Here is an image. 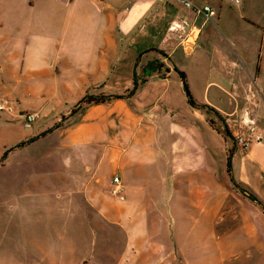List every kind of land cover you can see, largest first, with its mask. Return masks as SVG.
Returning a JSON list of instances; mask_svg holds the SVG:
<instances>
[{
	"label": "crops",
	"instance_id": "0c3cea01",
	"mask_svg": "<svg viewBox=\"0 0 264 264\" xmlns=\"http://www.w3.org/2000/svg\"><path fill=\"white\" fill-rule=\"evenodd\" d=\"M117 1L74 0L107 11L67 16L57 52L47 36V55H57L47 61L45 46L23 51L21 64L13 44L0 46L13 59L12 70L0 62V99L17 110L0 111V159L11 148L0 162V216L13 206L25 216L0 222V261L173 260L180 246L174 214L181 212L173 204L186 195L210 218L209 234L235 229L221 244L242 256L239 264H264V0H190L213 7L211 18L179 0H127L116 10ZM174 23L183 29H170ZM87 95L109 99L89 104ZM21 111L39 117L27 126ZM246 118L254 120L251 130ZM239 127L250 136L247 149L234 140ZM53 134V151L33 157L32 145L43 147ZM114 176L130 203H112ZM222 245L205 240L204 251L222 255Z\"/></svg>",
	"mask_w": 264,
	"mask_h": 264
},
{
	"label": "rangeland",
	"instance_id": "374dc122",
	"mask_svg": "<svg viewBox=\"0 0 264 264\" xmlns=\"http://www.w3.org/2000/svg\"><path fill=\"white\" fill-rule=\"evenodd\" d=\"M126 5H129L127 3V0H118L116 4V10H120L121 8L124 9ZM100 9L101 11H107L106 5L102 3H98L92 6L83 5L82 3L78 4V2H74V0H0V46H4L5 44L11 46L13 44L16 50H18L17 53L20 64L22 63L23 51H29L32 50V48L38 49L39 46H45L46 51L44 53H41L40 55L44 61H47V57H53L55 55V53L47 55V36L50 38V47L54 48V51L57 52V50L61 48L63 34L66 38V21L68 19L67 16L72 15L73 20H76L77 16L82 13L97 14V11H100ZM119 42L120 43L118 44L120 48L123 47L122 40ZM117 48L119 47L117 46ZM121 57L122 61L120 62L116 70L117 76L115 77V79H113L114 81H116L115 88L119 87V84L122 83V81L118 79L120 75L124 74V64L126 63V60H128L126 57V53L121 55L120 58ZM12 61L13 59L11 58L7 61L6 56H2V54L0 53V62L5 68L9 66L8 68L12 70ZM50 65L51 64H48V66ZM53 76L54 75L51 72L47 74V83H50V80L53 78ZM134 87L135 86L133 84V86H131V89H133ZM9 96L11 98H17L16 96ZM15 113H17L16 105ZM56 135L58 134H53L52 136L42 139L40 142L43 143V147L40 145H32L31 149L33 152V157L36 158L46 156L47 152L53 151V149L48 148V144L54 143ZM8 147H10V145L7 146V148ZM40 147H42V149H40ZM99 149V151L102 153V146H100ZM51 155L54 156V152H52ZM114 171L115 170L113 168H110V170H107L106 173L111 177L115 173ZM153 175L154 169L152 167H149V176L151 177ZM154 184L157 183L154 181ZM112 187L113 185L111 184V186L108 188L110 192ZM151 188L155 191L157 190L156 185H153ZM122 193L125 199V190H123ZM113 196L112 203L117 207L130 203L131 200L130 197L127 196V193L125 202L118 199L117 196ZM176 199L177 201L173 205L178 206L181 212L174 214V223L179 225V229L176 230V227L173 229L174 233H172V237L180 241L179 247L181 249L179 250V247L177 248L174 245L173 260L161 262L147 261L143 264H239V262L242 260V256L238 255L237 252L234 253L233 249H231V246H226L225 248V246L221 244L226 240H229L232 237L236 236L235 229L229 230V233L231 231L234 234L232 236L230 234H226V231H222L220 227H218L217 229H213L211 231V234H209L207 226L210 218H208V220L205 217L207 216V214L195 210L193 208L192 202L190 201V198L186 195H184V197L181 196ZM17 215L19 221L23 222L25 220L24 214L19 213L17 211V208L14 206L12 210H2L0 222L9 224L12 221L17 220ZM214 215L217 216V219L213 218V220H217L218 223L221 224V221H219V214ZM11 231L12 230L5 229V235L10 236ZM205 240L206 242L208 241V244L212 248L222 245V255H214L215 252L210 250H207L205 253ZM188 248H191V251H188L190 252V254L187 251L183 250ZM0 257H2L1 253ZM13 257L9 255L4 258L5 260L2 259L0 263L3 262L4 264H7L6 261H8V263L13 264L15 263ZM52 259V262L63 264L62 260L59 258ZM28 264H47V261L44 258H40L39 256L34 255L28 257Z\"/></svg>",
	"mask_w": 264,
	"mask_h": 264
},
{
	"label": "built area",
	"instance_id": "2783aa9c",
	"mask_svg": "<svg viewBox=\"0 0 264 264\" xmlns=\"http://www.w3.org/2000/svg\"><path fill=\"white\" fill-rule=\"evenodd\" d=\"M236 2L238 0H235ZM179 2L187 7H190L197 13L204 14L207 18H211L215 15V10L208 4H194L190 0H179ZM170 29H183V26L180 24L174 23L170 26ZM0 111L6 112L8 114H15V104L7 97L0 99ZM21 116L24 118L25 124L30 126L38 117L39 114L37 112H20ZM245 125L248 130H251L254 125V120L246 118ZM234 140L243 148L247 149L250 146V136L245 132L244 129L239 127L234 135ZM123 187L121 184V180L118 176H114L113 178V187L111 189V193L117 196L118 199L124 200L123 195Z\"/></svg>",
	"mask_w": 264,
	"mask_h": 264
},
{
	"label": "trees",
	"instance_id": "16d2710c",
	"mask_svg": "<svg viewBox=\"0 0 264 264\" xmlns=\"http://www.w3.org/2000/svg\"><path fill=\"white\" fill-rule=\"evenodd\" d=\"M181 73V72H179ZM182 74V73H181ZM133 91H129L128 93V96L131 95ZM116 98H121L122 96H115ZM109 99V97L107 96H104V95H87L85 96V98L83 99V102H86V103H89V104H98V103H102L104 102L105 100ZM190 103H193L192 101ZM34 138H30L28 140H25V141H21L19 142L16 147H23L24 145H26L27 143L33 141ZM11 148L9 149H5L4 153H3V158L7 155L8 151L10 150ZM3 158L0 159V162H2ZM242 190V188H241ZM251 197V195H250ZM253 198V197H252ZM254 199V198H253ZM261 210L264 212V208L261 207Z\"/></svg>",
	"mask_w": 264,
	"mask_h": 264
},
{
	"label": "water",
	"instance_id": "95a60500",
	"mask_svg": "<svg viewBox=\"0 0 264 264\" xmlns=\"http://www.w3.org/2000/svg\"><path fill=\"white\" fill-rule=\"evenodd\" d=\"M150 73H151V72H148L146 75H148V76H149V75H150ZM184 87L186 88V86H185V85H184ZM187 95L189 96V94H188V93H187Z\"/></svg>",
	"mask_w": 264,
	"mask_h": 264
}]
</instances>
